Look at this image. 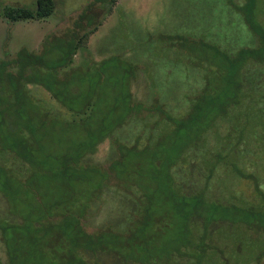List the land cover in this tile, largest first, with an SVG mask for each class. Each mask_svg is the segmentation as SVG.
I'll return each instance as SVG.
<instances>
[{
	"label": "trees",
	"instance_id": "trees-1",
	"mask_svg": "<svg viewBox=\"0 0 264 264\" xmlns=\"http://www.w3.org/2000/svg\"><path fill=\"white\" fill-rule=\"evenodd\" d=\"M116 1L86 0L82 3L83 6L80 11L77 7V10L64 15L62 12L54 10L55 0H35L34 7L12 5L0 0V16L9 22L42 19L52 13L61 15L62 17H60L63 19V25L54 30L57 34L60 32L61 36H57V34L50 36L47 33L41 41V53H34V51L22 46L14 56L5 48L4 56L0 57V191L7 202L9 213L19 220L18 225L20 228L31 224L34 226L35 231L46 232L50 226L51 229L57 232L58 237L60 235L62 238L66 236L69 238L72 245L71 248L69 247L71 256L67 258V264H89L84 252L91 251H112L123 260L141 261L142 264H146V261L149 264H169L172 262H176V264H200L199 257L201 254L198 252L203 250L204 255L211 245L206 237L210 232V223L213 218L211 214L207 213L204 216L202 212L204 201L201 194H203L204 189L197 187L195 191L199 190L197 192L200 193L195 194L197 199L190 202L186 199L187 195L180 194L178 191L179 188L184 187H176V183L174 184L173 177L169 173L173 164L181 157L188 146L178 140L179 133L187 131L186 122L183 121H188L187 118L185 119V115H182L183 110H180V105L185 100L188 103L195 104L201 98H203V101L216 103L217 108L214 109V116L209 122L205 123V128L209 124H214L218 117L225 115L229 108L233 106L238 107V109H248L244 112L245 115L241 112L244 118L243 122H247L251 114H264V85L259 83L252 85L254 81L250 78L251 75L260 77L261 71L264 69V0H224V4L228 6L226 8L230 9L234 16L240 18L241 23L239 26L243 37H238L237 31L230 28L232 26L222 28L221 24H223L224 19L219 16L216 17V20L211 19L207 27L199 28V30L178 28L172 33L161 31L147 33L146 35L145 42L148 43L147 47L149 46L150 50H152L151 44L156 43L155 47L157 43L160 45V52L157 49L152 54L150 50L148 52L151 58L150 68L152 69L154 66V68L169 74L177 66L179 72V82L178 79L177 82H171V84L174 83L172 86L169 85V81L165 79L166 77H162L164 78L162 81L154 74L149 78L151 79V89L148 88L151 97L149 103L152 105L147 106L146 114L155 116L153 123L160 125L159 132L161 134L158 138L163 139L164 144L160 149V151H163L162 153L153 155V151H151L153 158L150 157V160L152 158L154 170L155 168L166 167V174L169 175L168 183L174 184V186H166V188L169 187L170 193L176 196L182 195L176 209L177 212H180L178 216H182L189 224L193 223V228L195 215L199 214L204 217V222H202L199 231L192 228L187 229L189 236L182 241V243H185L182 244L183 247L179 245L175 249L172 247L171 251L165 254L166 257L159 255L151 258L148 256L146 259L142 258L141 254L138 255V253H142L143 246L139 244V241H135L133 237H143L146 236L145 233L147 232L154 233L158 230L153 229L150 231L149 226L145 225V222H148V218L154 212L155 214L157 211L160 213L152 222L154 224L155 222L164 223L168 219L166 215L171 214L168 208H164V204L158 207V201L153 198V193L143 190L138 194L135 192L129 193L131 195L129 199L134 202V207L133 209L129 208L115 221L118 224L116 227H113L115 224L113 221H104L100 224L90 221V218L97 215L102 207V190L106 185L113 184L123 188L121 185L123 180L132 179L135 184L140 181L139 178L142 175L136 173L139 172L138 169L143 170L144 166H140L137 159L134 160L132 166L131 162L128 161L129 167L135 170V174H124L125 170L120 166L121 163L117 164L121 161L113 163L114 160H109L110 163L106 166L109 167L106 171H103L102 165L90 161L97 145L106 137L109 138L112 153H115L113 156L117 157L123 153V157H125L124 148H128L129 145L120 139H127L128 136L120 138L117 133H112V131L124 125L129 118L138 126H141L131 138L134 141V145L131 144L133 147H137L139 141L148 134L149 128H146L147 125L145 127V123L149 121H146L147 118L143 117L136 106L133 105L127 111L122 110L118 114L116 108L112 111H106L102 119L100 115L98 120L100 124L98 130L100 131L97 134L96 132L92 133L93 131L90 132L87 138L81 140L82 143H77L79 144L78 147L82 146V149L74 155L73 153L68 154L69 150H62V152L58 150L57 152L50 147L43 150L42 146L45 147L44 144H39L40 137L44 138L48 134V131L44 132L48 124L59 122L55 121L60 116L59 113L67 114L69 123L75 125L84 119V115L91 107L94 98L103 93H98L102 77L98 76L94 79L89 75L93 64H100L87 49L86 40L88 35L98 27L111 11ZM224 11L226 10L222 12ZM92 17L96 19V22L88 23L89 18ZM136 40L137 46H140L142 40L140 38ZM79 51L83 53L82 59L74 64L75 54ZM131 66L132 71L129 76L134 77L135 73L140 71L141 65L139 62L132 61ZM82 68L83 71L80 72ZM221 69H224L226 73L225 85L229 87V91L226 89L228 96H226L225 102L219 104L220 102L216 99L212 101L214 94L208 91L213 88L217 89L219 86L217 82ZM73 72L79 74L75 73L74 76H77V78L70 81ZM100 72L99 70L98 74ZM35 74L37 75L34 76ZM190 74H192V78L188 79ZM99 75L102 76V73ZM248 80H251L250 87L246 88L245 84ZM83 81L85 82L82 84ZM29 84L43 86L54 101L58 103L61 110L56 106H52L50 102L43 104L48 111L42 106H40L42 109H39L37 102L32 100L33 96L30 94ZM175 84L178 89H175ZM232 89H234V93L231 92ZM168 90H173V93H167ZM253 95L255 98H253ZM244 99L246 102H244ZM195 106L204 109L203 103ZM33 108H37L38 113H44V115L38 121L30 122L29 117L35 113ZM199 119L201 122L202 115H199ZM175 121L181 122L176 124ZM56 126L59 125L56 124ZM204 126L201 129L204 130ZM109 135L113 136L112 139ZM147 140L152 139L150 137ZM119 142L121 145L118 149ZM38 146H40L39 152L44 157L34 159L32 152H38ZM119 150L122 152H119ZM210 154L211 156L208 158L212 157L213 165L211 167L210 164L207 167V178L205 180L210 178L215 163L218 161L215 153L211 151ZM36 163L42 164L43 171H52V173L45 174V177H52L57 181V184L58 178L61 179V193L59 194V191H57L60 190V187L50 188L40 186V184L38 186L32 185L34 187L31 186L28 190L30 193H34L35 196L29 199L28 202L31 205L29 207L32 210L31 214L36 212V215L29 220H25L21 216L23 214L21 208L14 206L16 205V198L8 196L4 191L8 189L14 191L10 180L13 177H28L27 173L33 169ZM109 170L113 173L112 176L117 177V179L121 178V180L115 181L116 178H111ZM100 172H104L106 175L102 179L95 176L100 175ZM156 172H158L157 169ZM33 178L35 177L33 176ZM78 185L86 187L89 191L88 194L84 195V198L81 194L79 196L75 195L76 192H81V189H77ZM92 185H96L95 192L92 191ZM63 186H66V191L69 189V192L63 194ZM18 191L16 190L15 193H18ZM54 193L55 195H53ZM8 223L12 224L11 222ZM64 226L71 227L72 230L67 231ZM253 226L251 225V227ZM0 229V233L4 235L1 227ZM37 232L32 240L38 244L40 236L37 235ZM70 233L72 234L70 235ZM76 234L78 235L76 236ZM4 248L8 256L7 259H10L9 246L5 244ZM47 249L46 244L41 242L39 249L41 257L49 255L48 251L46 252ZM77 249L82 254L76 255ZM127 250L130 252L128 255L125 254ZM194 253H198V257H196L197 254L194 256ZM192 256L195 257L194 262ZM62 260L60 264H62ZM0 264H9V260L3 262L0 258Z\"/></svg>",
	"mask_w": 264,
	"mask_h": 264
},
{
	"label": "rangeland",
	"instance_id": "rangeland-1",
	"mask_svg": "<svg viewBox=\"0 0 264 264\" xmlns=\"http://www.w3.org/2000/svg\"><path fill=\"white\" fill-rule=\"evenodd\" d=\"M1 1L12 5H27L30 7L35 5V0ZM55 1L54 10L62 12L64 15L77 10V7H79L78 11H80L83 6L82 3L86 2V0ZM226 7L228 6L224 4V0H117L106 19L98 25L95 31L89 34L87 39L88 50L91 51L94 59L100 64H93L89 75L94 79L98 76L102 77L98 93H103L94 98L82 121L72 125L69 123L67 114L59 113L60 116L55 120L59 122L49 123L44 130V132L48 131L47 135L49 136L40 137L39 144H44L45 146H42L43 150L48 147L57 152L58 150L61 152L62 150H69L68 154L73 153L74 155L82 149V146L78 147V145L83 142L81 141L83 138H87V135L92 131V133L96 132V134L100 131L98 130L100 128L98 120L100 115L102 119L106 111H112L116 108L118 114L120 111H127L135 105L143 114V117L147 118L146 121L148 120L149 122L145 123V127L147 125L146 128H149L148 134L139 141V144L136 145L137 147L132 146L134 141L131 138L141 126H138L132 119L129 118L124 125L112 131V133H117L120 138L128 136L127 139L119 138L129 145L128 148H124L125 157H123V153L117 157L113 156L115 153H112L108 137L103 138L99 142L96 151L91 155L92 157L90 156L92 158L90 161L102 165L103 171L108 169L109 166H106L109 165V160H114L113 163L121 161L117 164L121 163L120 166L125 170L124 174L136 173L135 170L129 167L128 161L131 162L132 166L134 160L137 159L140 163L137 164L144 166L143 170L138 169L139 172L137 171L136 173L137 175H142L138 183L135 184L132 179H128L122 181L121 185L123 188L113 184L106 185L103 188V204L99 213L90 218L92 223L97 222L100 224L104 221H113L115 223L123 213L134 207V202L129 199L131 196L129 193L135 192L138 194L141 190L153 193V198L158 201V207L164 204V208L170 210L171 214L166 215L168 219L162 224L161 222L152 223L160 215L158 211L148 218V222H145V225L149 226L150 231L158 229L154 233L147 232L145 233L146 236L133 237L135 241H139V244L143 246L142 253H138V255L141 254L144 259L148 258V256L151 258L159 255L166 257L165 254L170 252L172 247L174 249L178 245L183 247L182 244L185 243H182V241L189 236L187 229L192 228L199 231L202 222H204L203 215H195L193 228V223L189 224L182 216H178L180 212H177L176 209L182 195H172L169 187L166 188L167 185L174 186L176 183V187H184L179 188L178 191L180 194L187 195L186 199L190 202L193 199H197L195 194L200 193L197 192L199 190L195 191L197 187L204 189L203 194H201L204 201L202 212L204 216L207 213L213 217L210 223V232L206 237V240L211 245L204 255L203 250L198 252L201 254L199 257L200 264H264L263 113H259V115L256 113L251 114L249 115V120L243 122L244 118L241 112L244 114L248 109H238V107L233 106L229 108L225 115L218 117L214 124H209L205 128V123L209 122L214 116V109L217 108L216 103L212 104V102L203 101V98L201 100L198 99L195 104L188 103L185 100L180 105V110H183L182 115H185V119H188V121H183L186 122L187 131L179 133L178 140L188 146L183 153L184 155L182 154L183 156L181 155L170 169L169 173L173 177L174 184L168 183L169 175L166 174V167L155 168L154 170V164L151 161L155 153L160 154L163 152L160 149L164 144L163 139L158 138L159 134H161L159 132L160 125L153 123L155 116L146 114L147 106L152 105L149 103V98H151L148 90V88L151 89V79L149 78L153 74L160 81L164 80L162 77H166L165 79L169 81L170 85L171 82H177V79L179 82V72L177 71V66L169 74L154 68V66L152 69L150 68L151 58L148 55L150 48L149 46L147 47L148 43L145 42L146 35L147 33H158L161 31L172 33L178 28L199 30V28L207 27L211 19L216 20V17L219 16L224 19L223 24H221L222 28L232 26L230 28L237 31L238 37H243L239 26L241 23L240 18L234 16V13ZM223 10L226 11L222 12ZM61 17L56 18L52 13L42 19L9 22L0 16V57L4 56L5 48L14 56L16 51L22 46L34 51V53H41L42 48L41 44L36 41L37 36L41 30L45 29L51 30L48 33L50 36L57 34L53 27L56 22L63 20ZM33 20L34 22H32ZM90 22H96V19L94 17L89 18L88 23ZM57 36H61V33L58 32ZM138 38L142 40L140 46H137L136 39ZM155 45L156 43L151 44V54L156 49L160 52V45L158 43L156 47ZM82 55L81 51L77 53L74 57V64L78 63ZM160 55L162 54L160 53ZM132 61L139 62L141 65L140 71H137L134 77L129 76L132 71ZM99 70L102 76L99 75L100 73L98 74ZM82 71L83 68L80 72ZM138 72L140 73L138 74ZM220 72L217 82L219 86L217 89H212L215 91L209 90L208 92L214 94L212 101L216 99L220 102L219 104H222V102H225L226 96H228L226 89L229 91V87L225 85L226 73L224 69H221ZM75 73L79 74L78 72H73V77L71 79L68 78L70 81L77 78V76H74ZM190 78H192V74L188 76V79ZM250 78L254 81L252 85H257V83L264 85V69L261 71L260 77L251 75ZM251 80L246 81V88L250 87ZM29 89L30 94L33 96L32 100L37 102L39 109H42L40 106L46 109L43 104L50 102L52 106H56L61 110L58 103L40 84H29ZM175 89H178L177 85ZM168 92L173 93V90H168ZM231 92L234 93V89ZM253 98H255L254 95ZM137 101L141 102L138 103ZM244 102H246L245 99ZM202 103L204 109L199 108V106L194 107V105H201ZM33 110L35 113L29 117L30 122L38 121L44 115V113H38L37 108H33ZM46 110L48 111V109ZM46 110L44 111L46 112ZM199 115H202L201 122L199 121ZM116 117L118 118V116ZM178 122L181 121H175L176 124ZM56 124L59 126H56ZM203 126L204 130L201 129ZM112 135H109L111 139ZM150 137L152 140L148 141L147 138ZM120 145L121 143L119 142L117 145L118 149ZM39 147L38 152H32L34 159L44 157L39 152ZM151 151H153L152 156ZM211 151L216 154L218 161L215 163L210 178L205 180L207 178V167L210 164L211 167L213 165L212 157L208 158L211 156ZM119 152L122 151L119 150ZM150 157H152L151 160ZM156 169L158 172H156ZM50 172L52 173V171L48 170L43 171L42 164L36 163L33 169L27 173L28 177H13L10 180L14 191L8 189L4 193L6 192L5 194L8 196L16 198V205L14 206L21 208L23 219L29 220L36 215V212L31 214L32 210L29 209L31 205L28 202L30 201L29 199L35 196L34 193H30L28 190L32 185L38 186L40 184V186L43 185L50 188L60 187V190L57 191H59V194L61 193V179L58 178L57 184V181L52 177L44 176ZM109 174L111 178H116L115 181L121 180V178L117 179V177L112 176L113 173L110 170ZM95 176L102 179L106 175L104 172H100V175ZM78 186L77 189H81V192L78 191L75 195L79 196L81 194L84 198V195L88 194L89 191L82 185ZM92 186V191L95 192L96 185ZM66 188V186H63V194L69 192V189L66 191ZM16 190H19L18 193H15ZM9 212L7 202L0 191V227L4 234L0 233V258L3 262L9 260V264H60L61 259H63L62 264H67L66 260L71 256L69 247L72 245L67 236L62 238L59 235L58 237L57 232L51 229L50 226L46 232L35 231L34 226L31 224L20 228L18 225L19 220ZM251 225L254 226L251 227ZM116 226L118 224L115 223L113 227ZM64 229L67 231L72 230L71 227L66 226H64ZM36 232L40 236L38 244L32 240ZM41 242H44L46 248H48L46 252L48 251L49 255L44 257H41L39 253ZM5 244L9 246L10 259H7ZM80 253L81 251L79 252V249H77L76 255H80ZM198 253H196L197 255L194 253V256L198 257ZM125 254H130L129 250ZM84 256L89 261V264H142L141 261L123 260L112 251L84 252ZM194 256H192L193 262L195 260ZM145 263L149 264L148 261ZM174 263L176 264V262L169 264Z\"/></svg>",
	"mask_w": 264,
	"mask_h": 264
},
{
	"label": "crops",
	"instance_id": "crops-1",
	"mask_svg": "<svg viewBox=\"0 0 264 264\" xmlns=\"http://www.w3.org/2000/svg\"><path fill=\"white\" fill-rule=\"evenodd\" d=\"M109 13H110V12H109ZM109 13H108V14H109ZM108 14H107V15H108ZM107 15L105 16L104 19H106ZM54 16L57 18V17H60L61 15H60V16H59V15H54ZM104 19H103V20H104ZM103 20H102V21H103ZM32 22H34V20H33ZM101 23H102V22H101ZM101 23H100V24H101ZM62 25H63V22H62V21L56 22L55 26L53 27V30L56 29L57 27L60 28ZM97 28H98V27H97ZM97 28H96V29H97ZM96 29H95V30H96ZM95 30H94V31H95ZM50 31H51V30H49V29L41 30L40 34H39V35L37 36V38H36L37 40H36V39H35V40L38 41L39 44H41V41H42V39L44 38V36H45L47 33H49ZM88 36H89V35H88ZM87 39H88V37H87ZM86 47H87V49H89L88 46H87V40H86ZM90 52H91V51H90ZM76 55H77V53L75 54V56H76ZM91 55H92V53H91ZM92 57H93V56H92ZM93 58H94V57H93ZM81 59H82V57H81ZM42 87H43V86H42ZM43 88H44V87H43ZM44 89H45V88H44ZM45 90H46V89H45ZM46 91H47V90H46ZM49 94H50V93H49ZM50 96H51V95H50Z\"/></svg>",
	"mask_w": 264,
	"mask_h": 264
}]
</instances>
